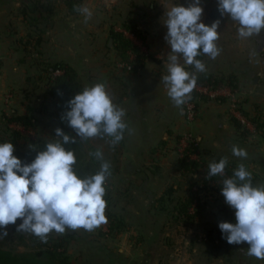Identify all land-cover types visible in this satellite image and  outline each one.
<instances>
[{
    "label": "crops",
    "instance_id": "0c3cea01",
    "mask_svg": "<svg viewBox=\"0 0 264 264\" xmlns=\"http://www.w3.org/2000/svg\"><path fill=\"white\" fill-rule=\"evenodd\" d=\"M66 1L0 0V121L3 114L22 115L26 106L41 102L37 95L41 82H47L49 75L44 66H31V53L25 49L29 39L39 37L36 53L43 61H62L74 68L83 89L97 82L106 83L114 103L125 110L128 125L119 142L122 150L120 154L119 146L117 172L108 178L115 181L118 193L110 201L111 212L124 223L116 238L130 227L142 229L143 217L158 213L154 202L167 188H172L174 194L185 185V191L218 158L227 157L228 161L241 162L246 167L264 165L259 142L264 137L250 135L259 138L257 144L255 141L251 145L241 136L230 118L228 100L200 101L196 119L188 122L182 106L177 108L167 95L162 81L171 54L165 40L166 10L179 4L187 6L191 0H70L74 3L71 6ZM200 4L204 9L201 20L210 25L213 21L208 12L218 5V0H200ZM81 5L93 12L87 23L74 10V6ZM34 6L36 9L31 12ZM128 16H140L143 21L142 39L128 35L146 54L143 66L135 73L122 72L116 66V51L110 37L112 30H122ZM238 27V22L222 16L217 41L221 52L215 59L202 55L201 61L206 65L205 72L237 74L235 93L241 95L244 109L264 120L262 54H256L249 37H239ZM187 70L193 72L189 66ZM49 109L52 108L47 104ZM187 132L197 136L199 143L202 162L195 171L188 169L177 154L178 139ZM91 139L96 141L90 152H95L100 149L96 142L102 141L98 137ZM234 145L246 150L247 157L233 156ZM121 200L126 206L118 208Z\"/></svg>",
    "mask_w": 264,
    "mask_h": 264
},
{
    "label": "clouds",
    "instance_id": "9594fccd",
    "mask_svg": "<svg viewBox=\"0 0 264 264\" xmlns=\"http://www.w3.org/2000/svg\"><path fill=\"white\" fill-rule=\"evenodd\" d=\"M217 6L222 16L238 22L240 38L264 30V0H218ZM74 10L84 17L85 23L92 18L93 12L86 5L74 6ZM203 11L200 0L166 10L165 40L171 54L162 81L177 108L192 99L197 73L206 71L205 63L197 57L215 59L221 52L217 45L220 20L204 23ZM187 66L195 71L189 72ZM67 103L62 120L74 130L75 137L56 128L58 139L48 142L31 163H22L13 154V143H0V239L8 235V226L16 225L18 219L21 223L17 231H28L45 243L53 231L61 235L66 229L92 231L106 223L104 196L110 164L103 160L102 151L89 153L101 161L100 169L80 177L74 168V150L65 145L75 143L76 137L87 140L107 136L115 146L128 128L126 112L114 103L104 82L86 86ZM232 154L247 157L246 150L235 145ZM227 165V157L210 162L206 178L225 176ZM221 192L225 203L235 210V223L221 221L218 225L222 237L230 245L246 243V255L264 260V185L253 186L252 173L241 163L231 177L223 179Z\"/></svg>",
    "mask_w": 264,
    "mask_h": 264
},
{
    "label": "rangeland",
    "instance_id": "374dc122",
    "mask_svg": "<svg viewBox=\"0 0 264 264\" xmlns=\"http://www.w3.org/2000/svg\"><path fill=\"white\" fill-rule=\"evenodd\" d=\"M140 27L143 30V21ZM125 34L127 37L130 35L127 32ZM249 38V44L253 46L256 54H262L264 63V46L261 49H257L255 35ZM26 44L28 45L27 50L30 51L32 56L31 66L35 65V67H37L40 64V60L43 61V58L40 57L39 53H36L37 45L31 40L30 43ZM110 45L111 42L109 43V46ZM113 60H115V63L119 61L116 57ZM112 63H114V61H112ZM43 85L46 86L45 81L41 82V89L37 95L41 99V102L34 104V106L40 108V110L44 107L41 104L46 90L44 89L45 87L43 88ZM237 97L241 99L242 103L241 95H237ZM222 99L223 98H220V100ZM50 110L53 109L45 111L42 109V111L37 112L36 115L40 117V121L36 129H23L22 132L35 139L42 138L55 141L57 139L55 136V129L58 127L56 126V123H53L55 116ZM245 111L248 113V116L252 114L249 110ZM228 112L231 118L232 115L230 114V111ZM41 114H43V116ZM2 126V121H0V128H2ZM259 134H261V132L257 130L250 132L245 138L246 140H249V144L253 145L255 144V141L257 144L259 138L255 139L250 135ZM81 141L85 160L88 161L91 157L89 153H92V151L90 152V148L93 146L92 144H95L96 140L89 138L87 140L82 139ZM101 141L102 142L98 140L96 145L100 147L98 150L102 151L103 158H105L104 153L107 152L109 154L107 150H110L108 147L110 143L104 140ZM259 142L262 143H260V148H262L261 153L264 154V141L260 139ZM118 146H120L121 154L122 145L118 143ZM18 147L25 148L22 144H19ZM252 149L254 150V148ZM197 153L200 157V161L197 162L199 166L202 162L199 143L197 146ZM177 154L180 158L178 151ZM254 158H259V156H255ZM94 159L97 160L95 157ZM181 159L184 160L183 158ZM119 160L120 155H118L117 162H119ZM99 161L100 160H98V162ZM239 164H241V162H236L232 168V173ZM246 168L252 173V176H255V185L264 180V165H261L258 168H256V166L248 165ZM206 172L207 170L205 169L201 175H197L195 180L186 187L185 191H183V187H185L184 185L181 188L179 187L181 190L171 194V197L167 198L169 200H164L163 205H160V207L164 206L168 211L161 210L159 207L158 213H156L155 216L151 218H141L144 223L142 229L130 227L129 231L121 233L117 238L116 236L105 233L108 231L107 226L105 229L99 226L92 231H87L83 228L77 230L66 229V232L68 231L69 233L75 234L73 238L66 237V256L69 264H138L143 258L149 259V264H233L235 261L233 245L236 244L230 245L227 243L226 239L222 237L218 225L221 221L230 222L232 219L229 217V214H232V217L234 218L231 223H235V210L225 203V198L221 192V182L217 183L214 188L212 187L213 183L210 182L206 188H204L202 178L206 176ZM109 177L110 176H108V178ZM198 184L202 185L197 198L198 208L195 213L191 217L189 216V219L186 220L185 218H182V216L177 215L178 210L172 208L174 205L173 203H176V201L177 203L179 201L182 202L191 190V187ZM115 185L116 183L113 179H107L106 191L108 192L105 195H108L109 201L111 202L118 194H116ZM117 206L120 208L121 206H126V204L121 200V202L117 203ZM227 207L229 208V214H226L228 213L226 210ZM109 210L111 211L110 206ZM220 210L221 212H219ZM129 222L134 225L133 220L129 219ZM19 223H21V221L18 219L16 225L8 226L7 231L9 238L3 242L4 247L13 252H24L35 249V243L33 244L28 240L29 232L16 230ZM54 232L55 231L52 233ZM238 246L246 250L248 247L246 243L239 244ZM254 259L258 260L255 257Z\"/></svg>",
    "mask_w": 264,
    "mask_h": 264
},
{
    "label": "trees",
    "instance_id": "16d2710c",
    "mask_svg": "<svg viewBox=\"0 0 264 264\" xmlns=\"http://www.w3.org/2000/svg\"><path fill=\"white\" fill-rule=\"evenodd\" d=\"M76 1L74 2L76 3ZM66 2L70 6L74 4L70 0H67ZM35 9L36 8L34 6L31 12L35 11ZM141 24L142 20L140 16L137 18L128 16L122 24L123 31L112 30L110 33V37L112 39L114 49L116 51V58L121 62H128L132 65L130 71H126L124 69L122 70V72L135 73L144 64L146 54L141 52L139 48L125 34L127 32L139 39H142L144 31L140 27ZM32 39L35 45H37L40 40L39 37ZM26 43H30V40H28ZM25 47L28 48V45L26 44ZM129 52L134 53V60H129ZM201 58L202 55L197 57V59L200 60ZM39 63V66H44V70L47 71L49 75L47 78L48 80L46 82V90L44 92L43 100L41 103L42 106H44L42 109L45 111L47 110L46 105H50L53 109L52 113L55 116L54 119L56 126L61 128L66 134L75 137L74 130L67 124L65 120H62V116H64V114L68 110L67 102L76 93L81 92L83 90V87L77 77V72L74 68L62 61L47 62L40 60ZM189 68L192 69L193 72L195 71L192 66H189ZM56 71H58L59 73H56ZM197 76V83L203 85H210L212 87L226 86L233 90H235L238 86V75L233 72H202L197 73ZM125 94L126 93L124 92L122 96ZM201 98L204 99L203 97ZM42 109L40 110V108H36L34 105H28L26 106V113L22 115L3 114L1 116L3 126L2 128H0V143H13L15 147V151L13 154L20 158L22 163H31L32 160L35 159L38 151L44 150L48 142H54L42 138H32L30 135L24 134L22 131H20V129L15 128L18 126L26 130L36 129L40 121V117H38L36 113L42 111ZM241 110L244 115L248 116V113L245 111L244 107L242 106V103ZM249 119L254 124L255 130L260 131L261 135L264 136V120L261 119V117L258 115L249 116ZM231 120L234 122L235 127L243 138H245L246 135L250 133L247 129L243 128L235 118L231 117ZM98 138L104 141H108L109 143L111 140V138L107 136L103 138ZM81 140V138L76 137V142L65 145V148L74 150V154L76 156V164L74 165V168L80 177H85L98 172L100 169L101 161L98 162V160H95L93 156H91L88 161L85 160ZM19 144H22L23 146H25V148L18 147ZM109 148L111 150H107L109 154L107 152L104 153L105 158H103V160L110 164V175H112L117 172L116 163L119 153V146L118 144L113 146L110 143ZM219 160L220 158L216 159L215 162H218ZM182 161L184 162L185 166L190 170L195 171L196 167H198V163L193 160L184 159ZM235 164L236 163L234 161H228V165L225 169V176L223 177L217 175L215 177L206 178L208 172L207 169L206 176L202 178V184L204 188H206V186L210 182L213 183L212 187L214 188L216 187L217 183H222L223 179L231 177L233 175L232 168ZM255 182L256 178L255 176H252L253 186H255ZM107 192L108 191H106V193ZM192 193L193 192L189 191L187 196L182 200V202L179 201L177 203L176 201V203H173L174 205L172 207L173 209L178 210V216H182V218H185L186 220L189 219V216L187 215V208L190 203V198L193 196ZM171 194H173V189L167 188L163 192L162 196L155 200L154 205L155 207H157V211L160 205H163L164 200H169L167 198L171 197ZM104 199L107 201L105 215L107 220L109 221L108 231L105 233L110 234L112 236H116L121 231H123L124 223L122 219L117 217L114 213L109 210L110 201L108 195H105ZM160 209L168 211V209L164 206H161ZM226 210L228 211V213L226 214H229L230 212L228 207L226 208ZM219 212H221V210ZM229 217L234 220L232 214H229ZM232 220H230V222ZM28 234V240L33 244L35 243L36 247L35 249L24 252H13L4 247L3 242H5L7 238H9V234L6 237L0 239V264H69L66 256V237L73 238L75 235L74 233H69L68 231H65V233L61 235L59 233L51 232L50 234H48L46 243L42 242L39 237L33 235L32 233L29 232Z\"/></svg>",
    "mask_w": 264,
    "mask_h": 264
},
{
    "label": "built area",
    "instance_id": "2783aa9c",
    "mask_svg": "<svg viewBox=\"0 0 264 264\" xmlns=\"http://www.w3.org/2000/svg\"><path fill=\"white\" fill-rule=\"evenodd\" d=\"M130 34V33H129ZM132 35V34H130ZM256 47L261 49L264 46V31H261L259 34L255 35ZM129 60H134V53L129 52ZM116 66L121 70L130 71L132 65L128 62H116ZM56 73H59L56 71ZM192 99L189 100L186 104L182 106V111L186 121L191 122L195 119L198 114V103L204 99H215L220 100V98H226L229 102V111L232 117H234L243 128L248 129L250 132H254L255 127L252 121L249 119V116H246L242 113L241 110V99L237 97L235 90L228 88L226 86L212 87L210 85H203L196 83V87L193 90ZM198 142L196 137L192 133H185L178 139V152L180 158L193 160L195 162L200 161V157L197 153ZM202 188L201 184L193 185L191 187L192 197L190 198V203L187 208V215L192 216L198 208L197 198L199 196V191ZM109 221L106 220V223L100 225L104 229L108 227Z\"/></svg>",
    "mask_w": 264,
    "mask_h": 264
},
{
    "label": "water",
    "instance_id": "95a60500",
    "mask_svg": "<svg viewBox=\"0 0 264 264\" xmlns=\"http://www.w3.org/2000/svg\"><path fill=\"white\" fill-rule=\"evenodd\" d=\"M208 18L211 21L215 20H220L222 18L221 13L218 10L217 6H213L210 8L208 12ZM111 42V39L109 40ZM258 185H264V180L258 182L255 186ZM234 246V258L235 261L233 264H264V260H255L254 257H250L246 255L247 250L238 246V245H233ZM138 264H149V259L143 258L140 260Z\"/></svg>",
    "mask_w": 264,
    "mask_h": 264
}]
</instances>
